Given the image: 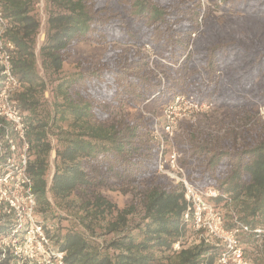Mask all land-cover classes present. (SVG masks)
<instances>
[{
  "label": "trees",
  "instance_id": "trees-1",
  "mask_svg": "<svg viewBox=\"0 0 264 264\" xmlns=\"http://www.w3.org/2000/svg\"><path fill=\"white\" fill-rule=\"evenodd\" d=\"M211 2L220 16L201 0H0L20 84L11 100L28 127L35 218L64 264H217L222 247L196 243L183 220V188L156 175L153 120L107 121L112 104L161 107L178 94L213 106L241 108L245 96L264 105V0ZM81 42L131 49L108 47L91 69H66ZM145 45L173 65H160L163 82L148 70ZM183 125L175 136L180 165L196 185L219 193L211 202L227 229H250L238 235L245 256L264 264V236L253 234L264 228V121L231 120L220 135ZM8 130L0 119L4 152ZM112 186L132 192L129 206L101 193ZM14 225L0 216V237ZM0 264L17 257L0 250Z\"/></svg>",
  "mask_w": 264,
  "mask_h": 264
},
{
  "label": "built area",
  "instance_id": "built-area-1",
  "mask_svg": "<svg viewBox=\"0 0 264 264\" xmlns=\"http://www.w3.org/2000/svg\"><path fill=\"white\" fill-rule=\"evenodd\" d=\"M7 26L0 5V119L9 124V130L2 140L6 142L7 149L5 152L0 149V216H12L15 222L10 233L0 237V250L3 253L9 251L17 257V264H64L65 253L54 248L42 223L35 218L36 196L33 182L27 174L28 127L24 122V114L11 100L20 84L11 67L14 46L3 38ZM42 39L40 33L39 40ZM208 108V104H199L186 94L175 95L164 106L162 123H156L152 133L160 145L157 174L183 188L187 202L183 220L190 222L193 230L198 233L196 243L202 241L222 247L217 264H254L246 258L238 236L240 232H250V229L244 225L227 229L221 213L211 202L219 193L213 188H204L192 182L179 163V152L175 149L166 151L165 148V144L172 141L181 120L189 119ZM259 112L264 115V109H259ZM223 198L230 203L229 198ZM253 234L255 239L260 240L264 236V228H256ZM173 249L178 251L179 243L174 244Z\"/></svg>",
  "mask_w": 264,
  "mask_h": 264
},
{
  "label": "rangeland",
  "instance_id": "rangeland-1",
  "mask_svg": "<svg viewBox=\"0 0 264 264\" xmlns=\"http://www.w3.org/2000/svg\"><path fill=\"white\" fill-rule=\"evenodd\" d=\"M219 2V0H216ZM201 4L203 8L205 6H210L212 4L211 0H201ZM40 9L42 8V3L39 4ZM213 6H210V10L213 11L215 16H220L222 11L219 9H212ZM193 37L195 35H192ZM41 41V40H39ZM108 47H111L115 51H119L120 53L124 54L127 53L131 48L119 44H113V45H96L92 44L90 42H81L72 47V56L69 58L68 61L64 64L66 69H70L73 67H77L78 64H82L80 66L79 70L86 71L91 69L94 65L97 64V62L102 58L104 52L108 49ZM148 54V70L153 72L161 81H164V73L163 70L160 69V65H166V66H173L170 63H167L165 60L159 58L155 52L151 49L149 45H145L143 48ZM219 76H222V73L220 71L217 72ZM245 101L247 102L246 105H244L241 108H232L227 106H213L211 102H203L209 105V108L201 113L195 114L189 119L181 120L178 124V127L176 129V132L174 134V137L171 142L165 144L166 151H169L171 149H175L179 154L181 155V151L179 150V144L175 141L176 133L183 132L180 129L184 126L183 124H197L199 127H203L205 129L210 130L211 133H219V135L222 133V129L226 126H228V123H230L231 120H235L237 123L244 121L247 119V117H253L255 116L258 120L264 121V115L260 114L259 109H264V105L252 100L249 98V96H245ZM199 103V102H198ZM126 103H116L111 105V112L112 116L108 122L111 120H115L120 118L121 116H126L128 120H133L136 117H150L153 122L151 126V136L153 133V127L156 123L158 125L162 123V111L164 108V105L159 107L153 102H149L147 104L142 103L138 104L135 107L125 105ZM202 104V103H199ZM183 125V126H182ZM153 141H155L158 144V151H159V142L155 140L153 137H151ZM158 157V156H157ZM181 159V156H180ZM157 167V165H156ZM185 171L186 168L182 166ZM187 173V171H186ZM156 175L157 170H156ZM188 175V174H187ZM161 177H164L162 175H158ZM189 177V176H188ZM165 178V177H164ZM101 193L108 197L110 201H112L114 204L117 205L118 208H124L131 204L133 200V194L131 191L126 190L123 187L118 186H112L104 189L101 191ZM38 220V219H37ZM43 225V224H42ZM51 241V240H50ZM51 244L53 245L52 241ZM54 246V245H53ZM246 250L249 251L252 250V247L245 246Z\"/></svg>",
  "mask_w": 264,
  "mask_h": 264
},
{
  "label": "crops",
  "instance_id": "crops-1",
  "mask_svg": "<svg viewBox=\"0 0 264 264\" xmlns=\"http://www.w3.org/2000/svg\"><path fill=\"white\" fill-rule=\"evenodd\" d=\"M65 66V65H64Z\"/></svg>",
  "mask_w": 264,
  "mask_h": 264
}]
</instances>
